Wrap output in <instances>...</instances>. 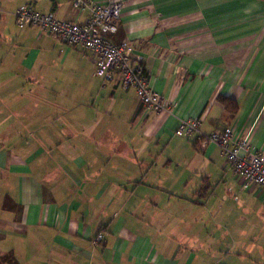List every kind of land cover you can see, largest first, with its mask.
Instances as JSON below:
<instances>
[{"label":"crops","instance_id":"crops-1","mask_svg":"<svg viewBox=\"0 0 264 264\" xmlns=\"http://www.w3.org/2000/svg\"><path fill=\"white\" fill-rule=\"evenodd\" d=\"M121 1L113 39L167 110L15 15L31 4L84 22L88 10L0 0V264H264V188L204 142L231 126L264 154V0ZM187 118L201 137L176 134Z\"/></svg>","mask_w":264,"mask_h":264},{"label":"built area","instance_id":"built-area-1","mask_svg":"<svg viewBox=\"0 0 264 264\" xmlns=\"http://www.w3.org/2000/svg\"><path fill=\"white\" fill-rule=\"evenodd\" d=\"M71 1L80 11H89L84 22L61 20L53 11L45 12L31 4H23L16 10V23L20 28L39 27L71 46L86 49L95 62L96 75L105 82L119 79L124 89L133 88L146 110L160 112L169 109V104L151 85L145 64L132 56L127 41L116 42L113 39L119 29L122 1ZM201 123L200 118L182 119L176 134L187 138L199 134L201 137ZM204 142H213L220 147L244 187L256 185L264 188V154L250 151L248 137L238 138L234 128L230 126L205 136ZM104 235L105 231H100L93 242L102 241Z\"/></svg>","mask_w":264,"mask_h":264},{"label":"trees","instance_id":"trees-1","mask_svg":"<svg viewBox=\"0 0 264 264\" xmlns=\"http://www.w3.org/2000/svg\"><path fill=\"white\" fill-rule=\"evenodd\" d=\"M54 1V0H53ZM220 99L225 103V105L227 106V107H231V104L233 103V101H231V100H229V99H227V98H225V97H222V96H220ZM234 104V103H233Z\"/></svg>","mask_w":264,"mask_h":264}]
</instances>
